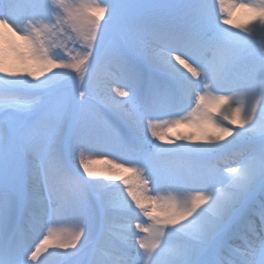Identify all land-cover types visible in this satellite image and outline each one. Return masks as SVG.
<instances>
[{"label": "snow or ice", "instance_id": "obj_1", "mask_svg": "<svg viewBox=\"0 0 264 264\" xmlns=\"http://www.w3.org/2000/svg\"><path fill=\"white\" fill-rule=\"evenodd\" d=\"M0 264H264V0H0Z\"/></svg>", "mask_w": 264, "mask_h": 264}, {"label": "bare ground", "instance_id": "obj_2", "mask_svg": "<svg viewBox=\"0 0 264 264\" xmlns=\"http://www.w3.org/2000/svg\"><path fill=\"white\" fill-rule=\"evenodd\" d=\"M243 20H244V17L242 15L241 16H238V22H240V21L243 22ZM176 131L180 132L181 134H187L188 132L192 131V129L191 128L184 127V126H181ZM97 159H100V158H97ZM104 166L105 165L103 164L102 159H100V163H98L96 165V167L102 168ZM118 175H119V177H120L121 180L124 179V178H129V182L130 183H132L134 181V179H135L134 174L133 173H130V172H123V171H121V172L118 173ZM114 183L120 184V180L114 181ZM120 186H123V185L120 184ZM46 255H47V253H43L42 256H41V258H43Z\"/></svg>", "mask_w": 264, "mask_h": 264}, {"label": "rangeland", "instance_id": "obj_3", "mask_svg": "<svg viewBox=\"0 0 264 264\" xmlns=\"http://www.w3.org/2000/svg\"><path fill=\"white\" fill-rule=\"evenodd\" d=\"M240 22H241V21H240ZM113 85H115V84H113ZM113 85H112V87L115 88L116 85H115V86H113ZM100 159H102V158H100ZM126 167H127V165H126Z\"/></svg>", "mask_w": 264, "mask_h": 264}]
</instances>
